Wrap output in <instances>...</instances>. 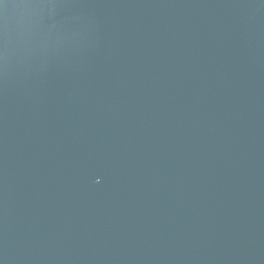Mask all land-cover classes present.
<instances>
[{
	"label": "water",
	"instance_id": "95a60500",
	"mask_svg": "<svg viewBox=\"0 0 264 264\" xmlns=\"http://www.w3.org/2000/svg\"><path fill=\"white\" fill-rule=\"evenodd\" d=\"M0 264H264V0H0Z\"/></svg>",
	"mask_w": 264,
	"mask_h": 264
}]
</instances>
